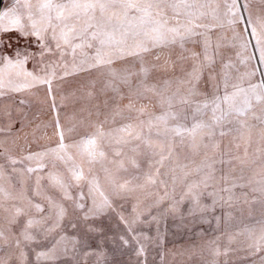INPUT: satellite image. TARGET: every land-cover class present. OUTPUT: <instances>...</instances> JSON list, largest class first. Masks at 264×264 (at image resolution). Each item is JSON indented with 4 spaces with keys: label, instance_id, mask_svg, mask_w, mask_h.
Segmentation results:
<instances>
[{
    "label": "snow or ice",
    "instance_id": "6c2138e0",
    "mask_svg": "<svg viewBox=\"0 0 264 264\" xmlns=\"http://www.w3.org/2000/svg\"><path fill=\"white\" fill-rule=\"evenodd\" d=\"M241 7L247 12L249 5L14 0L0 12V37L13 30L33 36L41 58L46 53L59 58L40 76L25 70L29 55L0 54V96L38 84L51 91L61 64L65 76L104 70L87 85L86 114L66 129L57 117L55 147L33 151L11 135V122L0 128L9 134L0 140V264H50L58 250L66 253L69 244L75 249L81 243L66 228L102 232L89 222L110 213L127 233L114 244L134 242L143 256L140 239L148 237L137 231L139 225L167 214L205 220L218 207L226 221L242 222L245 213L254 221L243 232L251 241L250 255L264 264V74L258 82L255 68L239 74L228 50L238 43L236 55L247 67L252 56L243 53L251 36L264 62V18H258V30ZM242 22L248 36L234 30L235 43L212 44L209 33L215 28ZM81 126L90 131L66 143V133L71 139ZM101 180L110 195L101 190ZM129 198L135 204L126 217L116 202ZM256 204L259 219L253 216ZM211 252L220 254L218 247Z\"/></svg>",
    "mask_w": 264,
    "mask_h": 264
},
{
    "label": "rangeland",
    "instance_id": "374dc122",
    "mask_svg": "<svg viewBox=\"0 0 264 264\" xmlns=\"http://www.w3.org/2000/svg\"><path fill=\"white\" fill-rule=\"evenodd\" d=\"M245 2L249 5L248 11L246 12L243 7L240 11L245 16L251 13L253 24L259 30L260 21L258 18H264V0H238L240 5ZM13 3L14 0H0V12L11 7ZM244 27L243 22L234 26L225 24L223 28H215L211 31L209 37L212 44L217 42L221 44L235 43L232 40L234 30L248 36L243 31ZM0 38L5 41V47L0 49V54H6L15 59V52L18 50L22 57L29 55L25 64L26 71L44 76L46 72L51 71L50 65L53 62H59L58 56L48 53L41 58V48L33 36L25 37L13 30L3 34ZM248 39L250 43L247 52H244L243 55H251L252 59L248 61L247 67L240 62L236 55L241 51L238 43L235 48L228 50L239 74L255 68L256 76L253 80L258 82L264 74V62L259 59L260 53L259 49L255 47V38L248 36ZM67 63L69 64L67 71L71 73V57L67 58ZM65 70L62 64L56 67V76L52 79L51 91H49L48 85L38 84L18 93L5 90L6 95L0 96V128H6L11 122V135L20 137L18 143L21 146L27 142L33 151L43 147H55L58 141L55 125L57 117L61 126L66 129L73 118L79 119L86 114L82 110L90 107V102L85 98L87 85L90 81L100 79L104 70L92 68L67 76L64 75ZM236 74L238 73L234 72V75ZM21 100L24 101L23 104L20 103ZM89 131L90 129L85 127H78L71 139L66 133L65 142L70 143L72 139L78 140ZM6 135L9 134L0 133V140L5 139ZM13 182L15 183V180ZM101 184V190L105 195H110L103 180H101ZM17 187H19L18 184ZM72 191L73 195L77 194L76 189ZM86 191L87 189H85ZM134 204L135 199L129 198L126 201H117L116 207L118 211L129 217ZM252 207L253 216L259 219V204ZM224 211L218 207L215 212L206 214L205 220L187 216L181 219L178 215L167 214L158 217L157 221H153L149 225H139L137 231L143 232L148 237V239H144L142 236L140 239V242L145 246L143 256L136 254L137 245L134 242L127 247H118L117 244H114V240L118 243L119 235L127 236V233L123 224L117 220L116 215L110 213L99 220L89 222L102 228V232L85 234L82 227L77 230L66 228L67 234L76 236L81 243H78L75 249L69 244L66 253L58 250V259L50 264H209L211 261H215V264H254V262L259 264V256L250 255L252 249L248 245L251 241L248 239L247 233L243 232L244 227L254 221L249 219L245 213L242 222L239 217L229 222L226 221ZM216 217H220L219 222ZM217 247L220 254L213 256L211 250ZM38 250H46V248ZM85 251L91 252L86 258L84 257Z\"/></svg>",
    "mask_w": 264,
    "mask_h": 264
}]
</instances>
